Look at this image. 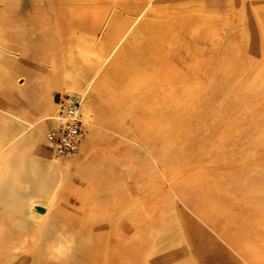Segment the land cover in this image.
<instances>
[{
    "label": "rangeland",
    "instance_id": "rangeland-1",
    "mask_svg": "<svg viewBox=\"0 0 264 264\" xmlns=\"http://www.w3.org/2000/svg\"><path fill=\"white\" fill-rule=\"evenodd\" d=\"M0 264H264V0H0Z\"/></svg>",
    "mask_w": 264,
    "mask_h": 264
},
{
    "label": "built area",
    "instance_id": "built-area-1",
    "mask_svg": "<svg viewBox=\"0 0 264 264\" xmlns=\"http://www.w3.org/2000/svg\"><path fill=\"white\" fill-rule=\"evenodd\" d=\"M84 98L67 94L56 98V110L45 134L49 157L65 162L75 158L86 136Z\"/></svg>",
    "mask_w": 264,
    "mask_h": 264
},
{
    "label": "crops",
    "instance_id": "crops-1",
    "mask_svg": "<svg viewBox=\"0 0 264 264\" xmlns=\"http://www.w3.org/2000/svg\"><path fill=\"white\" fill-rule=\"evenodd\" d=\"M139 19V17L136 19V21ZM127 34L125 33L118 41L117 45L115 46V48L113 49V51L110 53V55L108 56V59L107 60H110L111 57H113V55L115 54V52L117 51V49L121 46V44L124 42L125 38H126ZM24 77L20 78V80H22ZM55 110H56V100H55ZM55 113V111H54ZM32 202V201H31ZM36 206H40V207H43V208H46V206H43V205H36ZM36 206H34V208L31 207V204H30V207L31 209L33 210V213L31 214V217L32 218H35V219H40L42 218L43 216L46 215V213L48 212H41V211H38V209L36 208ZM37 212H36V211ZM38 213H41V214H38ZM124 246H122L123 248Z\"/></svg>",
    "mask_w": 264,
    "mask_h": 264
},
{
    "label": "bare ground",
    "instance_id": "bare-ground-1",
    "mask_svg": "<svg viewBox=\"0 0 264 264\" xmlns=\"http://www.w3.org/2000/svg\"><path fill=\"white\" fill-rule=\"evenodd\" d=\"M42 202V200H39V199H36V200H32V202H31V207L32 208H34V206H36V205H43V206H46L45 204H43V203H41ZM36 207H40V206H36ZM47 207V206H46ZM41 208H43V207H41ZM36 211V210H35ZM39 211V210H38ZM37 212V211H36ZM38 214H41V213H38Z\"/></svg>",
    "mask_w": 264,
    "mask_h": 264
}]
</instances>
